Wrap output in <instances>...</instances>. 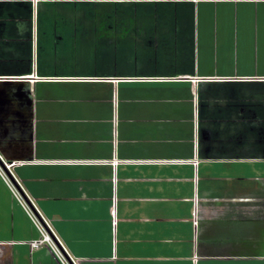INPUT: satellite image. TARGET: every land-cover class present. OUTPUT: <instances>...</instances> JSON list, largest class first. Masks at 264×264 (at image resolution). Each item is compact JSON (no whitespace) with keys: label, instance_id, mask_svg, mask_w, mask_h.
Instances as JSON below:
<instances>
[{"label":"crops","instance_id":"0c3cea01","mask_svg":"<svg viewBox=\"0 0 264 264\" xmlns=\"http://www.w3.org/2000/svg\"><path fill=\"white\" fill-rule=\"evenodd\" d=\"M0 168L75 264H264V0H0Z\"/></svg>","mask_w":264,"mask_h":264},{"label":"built area","instance_id":"2783aa9c","mask_svg":"<svg viewBox=\"0 0 264 264\" xmlns=\"http://www.w3.org/2000/svg\"><path fill=\"white\" fill-rule=\"evenodd\" d=\"M6 168H8V166H6ZM0 178L7 185L14 199L20 204L25 214L27 215V217L29 218V220L31 221V223L33 224V226L39 233V238L30 242L31 249L38 250L41 247H47L56 255V258L60 264H70V263L75 264L73 260H67L63 256V254L59 251L56 243L47 233V231L45 230L43 225L40 223L39 219L36 217L32 209H30V207L21 197V195L19 194V191L17 190L15 185L12 183V181L9 179V177L4 173L2 168H0Z\"/></svg>","mask_w":264,"mask_h":264}]
</instances>
